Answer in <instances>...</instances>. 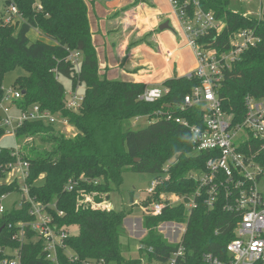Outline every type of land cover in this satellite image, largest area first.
<instances>
[{"label": "trees", "instance_id": "1", "mask_svg": "<svg viewBox=\"0 0 264 264\" xmlns=\"http://www.w3.org/2000/svg\"><path fill=\"white\" fill-rule=\"evenodd\" d=\"M11 1L17 4L25 21L10 25L0 20V100L4 96L5 74L22 67L26 74L15 81V88L25 91L17 101L18 109L39 103L53 113L61 112L77 130L73 137H66L60 127L34 121L26 122L17 131L21 155L30 163L26 179L29 195L45 204L56 203L65 212L59 217L54 212L57 222L77 224L80 228L77 235L66 239L78 260H70L60 250L59 264H85L87 260L100 259L106 264H142L143 256L147 264H166L178 244L158 230L162 222L187 224L183 244L193 255H186L183 264H206L202 258L205 252L227 258L226 245L235 238L237 216L225 210L222 203L208 209L199 201L190 215L184 203L167 206L160 215L145 214L143 226L147 233L140 241L152 250L142 249V256L126 258L121 239L128 236L127 212L85 202L86 196L97 203L109 200L110 193L121 185L123 174L128 171L151 173L159 180L145 205L160 201L162 194H187L196 190L198 183L191 173L206 168L211 151H197L189 128L176 118L202 125L204 111L200 106L180 108L185 95L200 84V79L171 78L163 83L168 92L160 99L139 100L146 84L109 79L99 73L86 0H7V3ZM231 1L199 0L204 10L213 11L224 24L219 34L212 31L200 40H216L223 51L229 47L231 37L242 29H253L261 37L256 46L242 53L219 90L224 108L238 122L246 113V97L264 96V15L236 12L230 6ZM190 9L194 11V7ZM33 28L41 30L52 42L31 41L29 33ZM71 50L83 53L79 72L67 61ZM61 77L70 78L73 87L84 86V99L78 112L65 108L66 89ZM159 111L171 113L173 118H158ZM137 116L155 119L145 127L134 129L132 122ZM2 134L4 131L0 130ZM37 136L49 143L50 149L25 148L27 139ZM16 159L11 149H0V197L23 191L18 180L5 179L9 164ZM70 179L78 182L68 191ZM30 209V202L23 197L18 208L0 217V248L19 247L21 264H55L46 258L42 241L31 239L34 233L30 232V240L23 244L14 239L15 225L34 219ZM6 257L7 254L0 252V264Z\"/></svg>", "mask_w": 264, "mask_h": 264}, {"label": "built area", "instance_id": "2", "mask_svg": "<svg viewBox=\"0 0 264 264\" xmlns=\"http://www.w3.org/2000/svg\"><path fill=\"white\" fill-rule=\"evenodd\" d=\"M169 1L179 17L187 44L193 49L197 59L195 69L185 76L197 77L201 81L185 95L180 108L185 110L192 106H200L204 111L202 125L192 124L185 118H176V121L189 128L195 149L209 150L211 157L207 160L204 170L191 173V177L198 183L195 191L187 194H162L160 201L143 208L144 214L160 215L165 207L184 203L187 214L190 215L193 209L197 208L199 201H203L208 209H213L217 204L222 203L225 210L237 216L235 238L226 245L227 258L205 252L202 255L203 261L206 264H264V96L248 95L245 116L238 122H235L233 114L224 108L219 96L226 74L240 59L242 53L256 46L261 41V37L253 29H242L231 37L229 47L222 51L216 45V40H200L212 31L219 34L223 30V22L213 11L204 10L199 0ZM244 1L253 2L254 0ZM1 2L2 0L0 4ZM191 6L194 7L192 12ZM0 20L5 24L17 25L24 22L25 18L14 1L7 3L6 0L4 11L0 12ZM171 55L172 53H169V56ZM83 57L82 51L71 50L67 61L79 72ZM81 89L84 88L79 84L73 87L69 91V98L66 97L65 92L63 101L66 109L79 111L84 99ZM166 92L168 89L161 86H147L139 95V100L155 102ZM22 97L23 92L20 89L11 88L0 100V106L4 111L3 116L0 117V130L13 135L17 142V131L26 122L44 121L60 128L73 127L69 119L61 112L53 113L39 103L24 110L18 109L17 101ZM157 116L169 120L173 118L171 113L161 111L157 112ZM142 117L150 119L148 116H137L134 121ZM11 150L17 159L9 164L10 180H18L26 193L24 197L31 204L30 213L34 216L32 221H20L15 225L17 232L14 239L23 244L30 240L29 233L32 232L34 235L31 239L42 241L43 251L51 262L59 264L60 250H64L70 260H78V255L66 244V239L72 235L71 225H61L57 222L56 215L63 216L65 212L58 209L56 203L45 204L29 195L26 179L29 175L30 163L22 157L19 143ZM77 182L70 179L66 190H73ZM158 183V179L153 182L148 195L155 192ZM4 196L0 197V216L7 211L1 205ZM85 202L93 203L94 207L111 209L106 204L94 202L90 196L85 197ZM12 226L10 224V227ZM161 226L167 232H172V236L169 237L174 241L171 242L178 244L166 264H183L182 261L186 255H193V251H187L183 244L187 224L166 222ZM8 249L9 252H7ZM142 249L152 250V247L149 248L141 243L139 250ZM0 252L8 255L2 264H21L22 256L19 247H1ZM85 264H106V262L104 259L87 260ZM143 264L146 263L143 262Z\"/></svg>", "mask_w": 264, "mask_h": 264}, {"label": "crops", "instance_id": "3", "mask_svg": "<svg viewBox=\"0 0 264 264\" xmlns=\"http://www.w3.org/2000/svg\"><path fill=\"white\" fill-rule=\"evenodd\" d=\"M86 2L101 75L163 87L165 81L195 69L196 55L169 0ZM127 221L131 235L140 240L147 232L143 218Z\"/></svg>", "mask_w": 264, "mask_h": 264}, {"label": "rangeland", "instance_id": "4", "mask_svg": "<svg viewBox=\"0 0 264 264\" xmlns=\"http://www.w3.org/2000/svg\"><path fill=\"white\" fill-rule=\"evenodd\" d=\"M5 2L6 0H2L0 4V12L4 11ZM230 6L232 10L236 12H242L254 16L264 15V7L262 5V2H260V0H254L253 2H246L244 0H232ZM40 31L41 30L36 28H33L30 31L29 37L31 41H36L38 39H41L47 42H52ZM25 74L26 72L22 67H16L15 69L7 72L3 79L4 93L11 88H15L16 79L19 76ZM60 80L65 86L66 97L69 98L70 97L69 91L73 89L72 81L68 77H61ZM80 92L84 93V89H81ZM3 114L4 111L0 106V117L3 116ZM148 122L149 120L147 119V117H142L138 121H133L132 126L134 129H140L148 125ZM76 131H77L76 128L74 127L71 128V126L70 127L66 126L65 128H61V133L66 137H73ZM25 143H26L25 148L35 147L42 150L43 148L50 149L51 147L49 143L42 142L39 136L30 139L28 138ZM17 145H18L17 139L13 135L4 133L0 136V149L1 148L13 149ZM163 176H165V174H163ZM5 179L6 181L7 179H10L9 174ZM156 179H157L156 175L151 173H142V172H133V171L125 172L123 174V181L121 185L118 188H115L110 193L109 200H106L105 203L99 202L98 204H106L108 206L112 205L113 206L112 208L116 210H125L127 212V218H143L145 215L143 208L148 207V204L145 205L146 200L148 199L147 198L148 190L152 187L153 182ZM24 196H26L24 190L10 192L4 196L1 205L4 206L5 210L12 211L20 206ZM164 223L166 222H162L161 224H159L158 230L162 232L169 241H174L169 237L172 236V232L171 231L167 232V230H164L163 229L164 227L161 226ZM129 224H130L129 221H127V223L125 222V227L127 225L130 228ZM128 227H126L128 238L124 237L121 239L122 242L121 247L126 258L137 256V254L139 255L140 254L139 246L141 245V241L139 240V238H136L134 235L132 236L130 230H128L129 229ZM79 229H80L79 225L74 224L70 227V232L72 235H77L79 233ZM146 231L147 230L145 229V232ZM133 233L138 234L137 231H133ZM9 251L10 250L8 249L7 252ZM143 262L147 264L144 256H143ZM110 264H116V263L114 262Z\"/></svg>", "mask_w": 264, "mask_h": 264}, {"label": "water", "instance_id": "5", "mask_svg": "<svg viewBox=\"0 0 264 264\" xmlns=\"http://www.w3.org/2000/svg\"><path fill=\"white\" fill-rule=\"evenodd\" d=\"M23 93H25V91H23ZM2 229V228H1ZM1 229H0V231H1Z\"/></svg>", "mask_w": 264, "mask_h": 264}]
</instances>
